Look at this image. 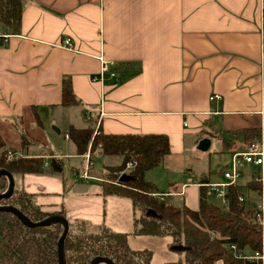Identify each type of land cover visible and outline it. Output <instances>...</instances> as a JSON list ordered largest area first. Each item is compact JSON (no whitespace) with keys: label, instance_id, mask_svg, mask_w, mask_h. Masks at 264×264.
Listing matches in <instances>:
<instances>
[{"label":"crops","instance_id":"obj_1","mask_svg":"<svg viewBox=\"0 0 264 264\" xmlns=\"http://www.w3.org/2000/svg\"><path fill=\"white\" fill-rule=\"evenodd\" d=\"M20 3L18 32L8 34L0 25V135L4 147L13 148L17 156L40 157L45 166L52 158L60 163L58 172L14 175V186L33 194L35 205L37 196L64 192L69 189L65 178L80 176L87 151L76 153L67 135L70 127L94 131L97 125L103 134L165 135L169 153L145 177L154 185L148 175L158 169L166 187H156L155 195L191 210L198 208L202 187L206 198L212 194L219 199L206 184L225 181L222 174L233 154L245 151L252 141L264 150V0ZM65 37L70 39L69 48L59 45ZM98 56L113 62V76H100ZM63 79L69 81L75 104H60ZM213 95L218 97L209 99ZM61 129L68 149L55 152L46 144ZM21 137L27 140L23 147ZM204 138L208 145L199 149ZM93 156L87 170L91 178L121 159L116 156L108 165L99 150ZM95 161H100L101 169L96 174ZM237 169L240 195L253 203L254 193L244 184L258 175L259 168L240 162ZM176 172L178 179H173ZM32 174L54 176L60 183L49 187L44 179L31 182ZM95 194L103 204L115 198L130 206L131 230L115 231L126 234L127 241L133 229L130 200L103 196L101 189ZM220 204L224 205L221 200ZM46 212L63 215L62 208ZM83 219L74 222L104 225ZM242 254L253 255L247 249Z\"/></svg>","mask_w":264,"mask_h":264},{"label":"trees","instance_id":"obj_2","mask_svg":"<svg viewBox=\"0 0 264 264\" xmlns=\"http://www.w3.org/2000/svg\"><path fill=\"white\" fill-rule=\"evenodd\" d=\"M20 13V0H0V25L6 28L8 34L18 32ZM75 102L69 81L63 79L60 104L68 106ZM67 135L77 154H83L89 144L91 150L97 149L101 155L121 157L117 165L107 167L100 189L103 196L113 195L130 200L133 235L170 237L181 248L180 251H173L183 254L182 264H260L259 259L245 256L242 250L257 254L261 253L262 248L264 251V204L260 212L258 206L246 202L240 195L238 185L225 187L223 206L209 201L206 198L207 190L202 187L196 210L178 205L170 197L155 195L156 187L145 178V174L158 166L169 153L165 135L103 134L98 129L93 134L88 127H70ZM20 139L21 146H25L27 140L23 137ZM7 151L15 153L13 148L4 147L0 135V170L9 172L12 178L14 175L40 173L47 169L55 172L61 170L60 163L54 158L43 166L40 157L13 156L6 160ZM127 163H132L128 169L125 168ZM121 171L129 176L127 180H117ZM7 185V178L0 175V193L6 190ZM244 187L254 193L253 200L258 196L259 203L261 193L264 195L260 182L251 178ZM0 206L15 208L31 223L51 215L63 216L60 212L41 210L34 204L33 194L15 186L8 196L0 198ZM260 215L262 223L258 220ZM75 225L79 227L78 231L70 233L67 229L62 241L64 264H89L95 257L107 258L113 264H132L136 255L141 258V264H149L150 251L130 249L126 234L113 232L102 225L92 226L100 228L102 235L91 234L84 230L86 222H75ZM62 229L58 222L31 227L11 212L0 210V264H57V240Z\"/></svg>","mask_w":264,"mask_h":264},{"label":"rangeland","instance_id":"obj_3","mask_svg":"<svg viewBox=\"0 0 264 264\" xmlns=\"http://www.w3.org/2000/svg\"><path fill=\"white\" fill-rule=\"evenodd\" d=\"M96 125V124H95ZM96 127V126H94ZM93 127V128H94ZM63 130H60L59 135H52L51 140H48L49 143L46 145L49 146L55 152H65L68 149V142L62 140L61 133ZM42 141V140H41ZM44 142V141H43ZM86 151L90 153L91 158L93 154H96L97 149L91 150V148L87 145ZM93 158H95L93 156ZM114 161H116V156H107L105 159V163L111 165ZM93 162V160H92ZM174 164H178V161L174 159ZM174 167V166H173ZM92 171L101 172L100 169V161L96 163L94 162V167ZM107 171H104L102 175H97L98 177L93 175L98 179L93 181L91 178L86 182H82L80 176L78 174V178H72L71 180L69 177L65 178L64 183L69 187L65 188L64 192H61L59 189L58 194H41V196H37L35 198V203L41 209L49 211L52 209H63V218L68 223V230L70 233H75L78 231L79 227L75 225L74 220L79 218H88L89 222L91 223H102L103 226H108L111 228L112 231H126L129 232L131 230L130 227V206L125 205V203H120L118 199L112 198L107 199L105 204L100 194H95V192L100 191V183L105 181V174ZM81 173V172H79ZM169 174V173H168ZM32 177H29V181H33V179H44L48 183L49 187H55L60 183V180L54 176H46V175H35L32 174ZM172 178L178 179V173L176 172L175 175L172 173ZM159 177V178H158ZM146 178V177H145ZM150 180H154L155 187L159 189H165V181L163 180V175L155 169L151 171L148 175ZM149 180V179H148ZM163 180V181H162ZM30 190H35V187H30ZM81 194V196H79ZM215 196V195H214ZM216 197V196H215ZM207 199L212 203L220 206V199H216L213 197L212 194L207 196ZM253 204L257 207L258 206V196H255V200ZM128 206V208H127ZM55 207V208H54ZM127 215L126 219L125 216ZM85 220V219H83ZM122 220V222H118ZM87 221V220H85ZM85 232L95 234L98 233L102 235L100 232V228L92 227L89 224H86V228H84ZM131 236V237H130ZM127 245L130 249L133 250H143V251H150L151 253V260L149 264H162L165 261H169L164 264H182L184 262V256L182 253H178L173 251V249H178L180 251L179 245L174 243L172 239L168 236H139V235H127ZM135 256V259L132 260V264H141V258ZM138 259H137V258ZM220 262H216L215 264H219Z\"/></svg>","mask_w":264,"mask_h":264},{"label":"built area","instance_id":"obj_4","mask_svg":"<svg viewBox=\"0 0 264 264\" xmlns=\"http://www.w3.org/2000/svg\"><path fill=\"white\" fill-rule=\"evenodd\" d=\"M63 48H69L70 47V39L65 37L61 40L60 44ZM97 60L99 61V72L100 76L104 73H108L110 76H113L114 73L110 70L113 67V62L109 60L103 59L101 56L97 57ZM94 80L97 78L92 77ZM217 95L210 96L209 99L217 98ZM97 132V125L93 131V134ZM13 156H17L15 153H11L10 151L6 152L5 159L9 160ZM84 166L82 168V171L80 173V177L82 179H88L91 178L87 170L93 165L92 160L90 159L91 155L88 152H86L84 155ZM243 162L247 164H251L253 166H257L259 168L258 175L254 176L252 179L260 182V188L261 191L264 187V176H263V169H264V150L261 147V144L257 141L249 142L246 146V150L240 153L233 154L231 156L230 160V167L228 170L223 172V178L225 181L223 183H210L206 184L207 189L212 192L217 198H219L223 203H225L224 199V190L227 185L235 184L236 180L238 178L239 171L237 169V164ZM132 163H127L125 168L128 169ZM45 166V164H43ZM159 197V196H158ZM161 198V197H160ZM239 200H242L241 197H238ZM263 204H264V195L261 193V196L259 198L258 208L260 209V212L263 210ZM258 220L260 223H262V215L258 216ZM232 249L233 246H230ZM251 258L259 259L260 264H264V251L263 248L261 250L260 254L253 253Z\"/></svg>","mask_w":264,"mask_h":264},{"label":"water","instance_id":"obj_5","mask_svg":"<svg viewBox=\"0 0 264 264\" xmlns=\"http://www.w3.org/2000/svg\"><path fill=\"white\" fill-rule=\"evenodd\" d=\"M208 145V140L206 138L201 139L198 144L199 149H204ZM0 175H4L7 178L8 185L6 190L3 193H0V198L8 196L13 189L14 181L11 176V174L3 169L0 170ZM129 178V176L126 173H121L117 177L118 181H125ZM0 210L3 211H9L12 214H14L19 220L27 224L28 226L34 227V226H44L48 225L52 222H58L62 225V232L57 240V264H64L63 262V254H62V241L66 235L67 229H68V223L65 221V219L62 216L59 215H51L47 216L43 220L37 222V223H31L24 215L19 213L15 208L10 206H0ZM97 263H103V264H113L109 259L103 258V257H95L93 258L89 264H97Z\"/></svg>","mask_w":264,"mask_h":264}]
</instances>
